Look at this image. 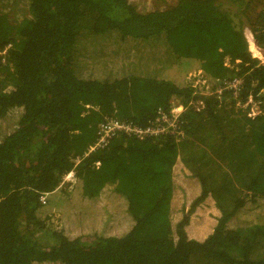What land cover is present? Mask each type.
<instances>
[{"label": "trees", "instance_id": "16d2710c", "mask_svg": "<svg viewBox=\"0 0 264 264\" xmlns=\"http://www.w3.org/2000/svg\"><path fill=\"white\" fill-rule=\"evenodd\" d=\"M2 1L0 118L16 108L17 120L0 139V264H264V63L243 33L264 49V0H27L19 19ZM106 36L158 50L160 65L85 78L82 42L100 60ZM171 101L182 135L119 134L90 150L106 116L147 125ZM177 157L200 193L173 221ZM207 196L220 215L190 239Z\"/></svg>", "mask_w": 264, "mask_h": 264}, {"label": "rangeland", "instance_id": "374dc122", "mask_svg": "<svg viewBox=\"0 0 264 264\" xmlns=\"http://www.w3.org/2000/svg\"><path fill=\"white\" fill-rule=\"evenodd\" d=\"M132 2L136 3L139 10H147V8L150 9V0H131ZM173 0H169L168 3H170ZM161 3V2H160ZM167 3L162 4V6L166 5ZM26 8H27V0H3L2 1V10L8 14V16L11 19H19L20 17L24 16L26 14ZM249 32L246 30V36L249 38ZM91 37V36H90ZM92 38H87L85 41L82 42V53H83V60L85 61V64L83 61V66L79 67L80 71L79 74H82L85 78H106V77H114L133 72L136 74H145L150 73V71H153L154 68H157L160 65V62H158V50L153 49L152 47L141 49L139 47H134L132 44L128 45L127 43L121 44L123 50H117V45L108 39V37L98 38V43L101 46V49H97L96 51H103L104 55L100 60H92L88 58L89 54H92L93 46L90 44ZM252 49V45L249 47ZM95 51V52H96ZM100 51V52H101ZM97 53V52H96ZM227 61V60H226ZM134 62V63H133ZM133 64V65H132ZM132 65V66H131ZM193 73V72H192ZM199 100L195 103V105H198ZM16 109V108H15ZM15 109H12V112H10L8 115L4 116L3 118H0V139L7 133H10L15 125ZM256 107L255 105L251 106L250 109V115H254L256 113ZM17 120V118H16ZM182 163L179 160H175L174 164L172 165V171H173V181H174V190L171 200V206H172V212L171 216L174 220H177L181 212L180 210L184 208L187 210L190 206L191 196L194 194L195 189H191L190 187L186 188V185L182 183V177H180L179 172L181 170ZM65 185L67 187L69 182H66ZM182 187V190L178 188V186ZM189 189V190H188ZM49 198V197H48ZM47 198V199H48ZM209 202L204 203L203 205H200L195 208V212L191 214V223L193 224H200L201 217L208 216L209 220H213L215 212L219 211V209L216 207V205L212 202L211 199H208ZM207 200V201H208ZM206 201V200H205ZM202 206V210H198ZM200 213V215H198ZM215 223V220L212 222V224ZM235 223V222H234ZM233 223V224H234ZM205 225V224H204ZM195 227V226H193ZM204 227L201 226V229ZM209 229V225L207 227ZM203 231H207L205 229ZM197 229L198 226H197Z\"/></svg>", "mask_w": 264, "mask_h": 264}, {"label": "built area", "instance_id": "2783aa9c", "mask_svg": "<svg viewBox=\"0 0 264 264\" xmlns=\"http://www.w3.org/2000/svg\"><path fill=\"white\" fill-rule=\"evenodd\" d=\"M246 30H250L247 27H245L243 30L245 39L247 41L248 50L250 51L252 57L257 58L260 63H264V49L258 47L255 44L254 37L251 31L249 32V38L248 36H246ZM251 45L252 49L249 48ZM4 52L5 49L0 51V54H3ZM237 79L225 82V86L230 87L232 85V88L236 89V84L240 82V80ZM199 104L200 101L198 105ZM182 111L183 105L181 103H178L177 101H171V105L169 108L158 109L153 122L142 126L133 122L118 119L115 116H106L97 124L96 139L93 145L90 146V150L105 147L113 136L119 134H125L138 140H143L150 136H160L162 134L168 133L182 135V131L179 130V116ZM72 178L73 172L71 171L63 177L60 186L56 189L65 187V183L70 182ZM52 192L40 193L38 198L39 202L45 203Z\"/></svg>", "mask_w": 264, "mask_h": 264}, {"label": "crops", "instance_id": "0c3cea01", "mask_svg": "<svg viewBox=\"0 0 264 264\" xmlns=\"http://www.w3.org/2000/svg\"><path fill=\"white\" fill-rule=\"evenodd\" d=\"M176 160H179L182 163L181 170L179 172L180 177H182V183H183L182 186H184V184H185L186 185V188L187 187L188 188L190 187L191 189H193V188L195 189L193 195H192V193H190V196H191L190 203H191L192 201H194V198L197 197L199 195V193H200V184H199L196 176L192 175L191 174V171L188 168H186V166L184 165L183 161H181L179 157H177ZM177 186H178V184H177ZM178 188L180 190H182V187L178 186ZM208 199H211L212 202L214 203V200L212 199V197L211 196H207L204 200L200 201L196 205V207H198L200 205H203L204 203L209 202ZM198 210H202V206ZM180 212H181V210H180ZM194 212L195 211H193L192 213H194ZM198 215H200V213ZM219 215H220L219 211L215 212L214 218L211 221L209 220L208 216L201 217L200 218L201 219V221H200L201 223L199 225L196 224V223L195 224L191 223V220H190L191 215H190L188 224L185 226V231H186V234H187L188 238L195 239V240H198V241H202L213 230V228H214V226L216 224V220H217V218H218ZM214 220H215V223L212 224V222ZM207 225H209V229L208 228H205V227H207ZM193 226H195V227H193ZM197 226H198L199 229H197ZM201 226H203L205 229H207V231L206 230L203 231L204 228L201 229Z\"/></svg>", "mask_w": 264, "mask_h": 264}]
</instances>
